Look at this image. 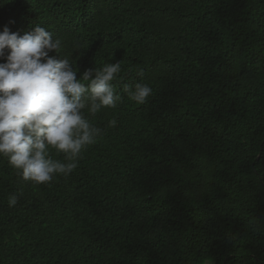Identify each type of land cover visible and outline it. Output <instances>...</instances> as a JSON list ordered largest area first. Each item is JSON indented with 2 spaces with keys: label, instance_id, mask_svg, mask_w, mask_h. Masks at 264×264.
Instances as JSON below:
<instances>
[{
  "label": "trees",
  "instance_id": "obj_1",
  "mask_svg": "<svg viewBox=\"0 0 264 264\" xmlns=\"http://www.w3.org/2000/svg\"><path fill=\"white\" fill-rule=\"evenodd\" d=\"M6 24L152 95L114 81L115 109L83 110L103 135L48 184L0 156V264H264V0H11Z\"/></svg>",
  "mask_w": 264,
  "mask_h": 264
},
{
  "label": "clouds",
  "instance_id": "obj_2",
  "mask_svg": "<svg viewBox=\"0 0 264 264\" xmlns=\"http://www.w3.org/2000/svg\"><path fill=\"white\" fill-rule=\"evenodd\" d=\"M5 2L11 0H0V5ZM62 47L61 39L39 24L23 35L7 24L0 31V156L24 181L37 185L71 174L82 152L103 135L83 110L95 116L102 108L115 109L121 95L114 81L136 104L152 95L148 84L133 87L124 81L119 61L87 69L77 78L67 56L50 55L62 54ZM116 124V119L108 121L109 127ZM52 149L63 154V161L52 158ZM18 199L11 194L9 207Z\"/></svg>",
  "mask_w": 264,
  "mask_h": 264
},
{
  "label": "rangeland",
  "instance_id": "obj_3",
  "mask_svg": "<svg viewBox=\"0 0 264 264\" xmlns=\"http://www.w3.org/2000/svg\"><path fill=\"white\" fill-rule=\"evenodd\" d=\"M203 264H214L213 259H207Z\"/></svg>",
  "mask_w": 264,
  "mask_h": 264
}]
</instances>
